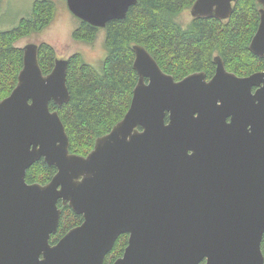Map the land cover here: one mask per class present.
I'll return each mask as SVG.
<instances>
[{
	"label": "water",
	"instance_id": "1",
	"mask_svg": "<svg viewBox=\"0 0 264 264\" xmlns=\"http://www.w3.org/2000/svg\"><path fill=\"white\" fill-rule=\"evenodd\" d=\"M67 1L98 27L137 2ZM235 1L196 0L191 13L226 19ZM258 1L250 48L264 56ZM134 48L130 107L81 155L50 107L70 100L68 58L45 74L39 44L23 46L18 83L0 100V264H105L123 233L128 245L112 264H264V70L240 77L218 56L210 80L204 72L177 80L145 46ZM41 158L57 172L29 183ZM60 200L84 221L52 244Z\"/></svg>",
	"mask_w": 264,
	"mask_h": 264
},
{
	"label": "trees",
	"instance_id": "2",
	"mask_svg": "<svg viewBox=\"0 0 264 264\" xmlns=\"http://www.w3.org/2000/svg\"><path fill=\"white\" fill-rule=\"evenodd\" d=\"M195 1L137 0L125 18L113 19L105 27L79 18V25L72 31L73 39L92 44L104 30L107 55L101 69L86 61L81 52L69 56L70 100L62 105L50 103L65 124L71 152L87 155L96 139L108 133L128 111L139 81L134 66L136 44L145 46L162 69L177 80L197 70L213 71L212 55L215 53L239 74L263 68L264 57L255 56L249 49L260 22L257 0L235 1L227 21L195 18L189 28H184L177 18ZM1 3L2 0L0 6ZM56 12L54 0H36L30 16L23 17L12 29L0 30V100L15 88L24 64V50L17 42L43 31L55 19ZM57 57L52 44L39 43V60L45 74L51 72ZM56 172V166L48 165L41 158L28 168L26 180L45 184ZM59 206L62 215L57 233L51 236L53 243L84 221V216L69 204L60 200ZM128 239V233L119 236L105 264H112L123 255ZM262 249L264 252V238Z\"/></svg>",
	"mask_w": 264,
	"mask_h": 264
},
{
	"label": "rangeland",
	"instance_id": "3",
	"mask_svg": "<svg viewBox=\"0 0 264 264\" xmlns=\"http://www.w3.org/2000/svg\"><path fill=\"white\" fill-rule=\"evenodd\" d=\"M36 0H2L0 6V30L12 29L23 17L32 14ZM57 4L55 19L43 31L20 39L17 44L21 47L35 42L52 44L59 57L68 58L75 52H81L86 61L101 69L107 50L104 45V30L92 44L77 41L72 37V31L79 25V18L73 14L67 0H54ZM184 28L192 24L191 8L185 9L177 18Z\"/></svg>",
	"mask_w": 264,
	"mask_h": 264
},
{
	"label": "flooded vegetation",
	"instance_id": "4",
	"mask_svg": "<svg viewBox=\"0 0 264 264\" xmlns=\"http://www.w3.org/2000/svg\"><path fill=\"white\" fill-rule=\"evenodd\" d=\"M257 1H258V0H257ZM258 2H259V1H258ZM233 5H234V2H233ZM192 6H193V5H192ZM261 7H262V4L259 2V7H258L259 13H260V8H261ZM191 8H192V7H191ZM195 18H214V17H194V16H193V19H195ZM218 19H220V18H218ZM229 19H230V17H228V18H226V19H220V20H222V21H227V20H229ZM192 21H193V20H192ZM259 23H260V22H259ZM258 26H259V25H258ZM257 29H258V28H257ZM250 44H251V41H250ZM250 44H249V49H250V51H251L253 54H255V53L251 50V48H250ZM218 56H220V57L222 58V61L224 62L226 69H227L230 73L236 74L237 76H240V77L248 76V75H250V74H252V73H255V72H258V71H262V70H264V66H263V68H261V69H259V70H255L254 72H249V73H247V74H239V73H237L236 71L232 70L231 67L229 68V67L227 66L225 59H223V57H222L221 55H219L218 53H215V54L212 55V61H213L214 64H215V69H214L213 71L197 70V71H195V72H204V73L206 74V76H207V79L210 80V79L216 74L217 67H218V62H217V60H216V57H218ZM255 56H257V57H259V58L264 57V56H259V55H257V54H255ZM58 57H59V56H58ZM257 89H258V87H257V86H254V87H253V92H255ZM229 120H230V119H229ZM128 234H129V233H128ZM50 242H51L52 244H54V243L52 242L51 239H50Z\"/></svg>",
	"mask_w": 264,
	"mask_h": 264
}]
</instances>
